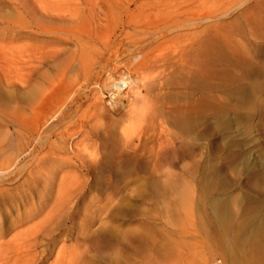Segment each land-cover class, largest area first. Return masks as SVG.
I'll return each mask as SVG.
<instances>
[{
    "label": "rangeland",
    "instance_id": "obj_1",
    "mask_svg": "<svg viewBox=\"0 0 264 264\" xmlns=\"http://www.w3.org/2000/svg\"><path fill=\"white\" fill-rule=\"evenodd\" d=\"M48 1L0 0V165L24 167L10 189L88 179L103 208L86 199L89 231L37 264L86 238L89 264H264V0ZM124 223L137 238L118 262L108 231Z\"/></svg>",
    "mask_w": 264,
    "mask_h": 264
},
{
    "label": "bare ground",
    "instance_id": "obj_2",
    "mask_svg": "<svg viewBox=\"0 0 264 264\" xmlns=\"http://www.w3.org/2000/svg\"><path fill=\"white\" fill-rule=\"evenodd\" d=\"M34 1H36V0H34ZM49 1H54V0H49ZM56 1H54V7L56 6L55 5ZM41 2H42V4L44 3L43 4L44 6H42V8L40 7L41 9L45 8L46 6L48 7V5H45L44 1H41ZM61 2L63 3V1L60 0L59 3H61ZM47 4L50 5V3H47ZM25 7H27V6H25ZM25 7H24V9H25ZM50 8L54 9L53 6H50ZM62 8H63V6H62ZM62 8H61V10H62ZM27 9H29V8H27ZM30 9L33 10L34 7H31ZM56 9L52 10V11L56 12ZM44 10L48 11L47 9H44ZM64 10H66V9H64ZM77 10H78V6H77ZM77 10H76V12H77ZM55 12H52V13L46 12V15H43L44 13L42 12L43 13L42 16H43V18H45L43 22H45V20H47V19L48 20H52V19L55 20L56 19V21H57V20L62 19L64 17V15H66L64 13L63 15L60 14L61 16L56 17ZM58 12H60V10H58L57 13ZM72 12L75 13L73 10H72ZM33 13H35V12L33 11ZM33 13H32V15H33ZM79 13H81V12H79ZM79 13H78V15H79ZM32 15H31V17H34ZM42 16H41V18H42ZM71 18H73V17H71ZM73 19H69V20H71L70 21L71 23L73 22ZM35 20L37 21L36 18H35ZM63 20L66 21L65 19H62V21ZM38 21H42V19H39ZM48 22H49V25L53 23L51 21H48ZM35 23L37 24V22H35ZM71 23H70V25H72ZM38 24H40V22ZM45 24H43L42 26H44ZM59 24L63 25L60 22H59ZM49 25H45V26H48L47 28H49ZM61 25H59V26H61ZM39 26H38V28H39ZM55 26H58V25L56 24ZM50 27H52V25H50ZM56 28H57V30H60V29H58V27H56ZM61 28H63V26H61ZM42 30H44V29L42 28ZM38 48L39 47H37V49ZM44 50H48V49H44ZM59 51H61V50H59ZM49 53H50V51H49ZM85 53H87V52H85ZM29 58L30 57H28L27 59H29ZM33 64H31V65L33 66ZM0 66H2V68L5 67V65L3 67V62L2 63L0 62ZM20 69H22V68H20ZM24 71H26V70H24ZM19 75L22 76L21 74H19ZM25 76L24 75L22 76V78L24 80H26L24 78ZM85 77H86V75H85ZM11 79L6 77V81H4V82H6L5 84L7 86L16 87L18 84H20L21 86H23L24 84H28V83H26L28 81L25 82V81H23V79L22 80H16V82H18V83L11 81ZM117 81H116V83H114V85L116 86V91L118 92V90H120L119 89L120 84H119V81L118 82ZM7 141H8V139L0 137V153H2V151L5 149V144L7 143ZM40 141H41V139H40ZM85 143H87V142H85ZM9 159H11V158H9ZM17 163H15V165ZM5 164H7V163H5ZM9 164H11V163L9 162ZM1 165H0V264H37L39 262L46 261L55 252L57 243L59 242L58 237L63 232L69 233L68 235H70V233L72 234V231H77V233L79 235H84L89 231L88 225H87V227H85L81 223L82 226H80V225H79L80 227L76 226V221H77L78 217L84 218L81 216L82 213H80V210L82 209V205H84L86 199H89L91 201V203L89 204V206L87 208H84V210H82V211L86 212L88 210V211H91V214H92L96 211V209L99 210V209L103 208L101 206L100 202L97 203L95 201L97 204H95L93 202V200L95 199V196L88 195V193H90L88 191V189L92 188V186L90 185L91 183L89 182L88 179H86V180H83V179H81V180L80 179L79 180L73 179L72 180L71 179L69 181V180H66L65 177H62L57 181L55 177L47 178L48 177L47 176L45 179H42V180L40 179L41 181H38V179L32 180L31 179L32 177H31L30 178L31 180L30 179H24L20 183L19 186L15 187L13 189H10V188H7L6 185L11 183L12 181H14V179L18 175L21 174L24 167L23 166L20 167L19 165H16V166L14 165L15 168L11 169V166H9L8 168L5 169V168H2ZM36 178L33 177V179H36ZM100 183L101 182L98 180L97 182H95V185L100 186ZM40 188H41V190H40ZM20 189H21V191H20ZM54 189H56V190L54 191ZM39 190L41 193L40 192L37 193ZM114 200H115L114 196L107 198L106 199L107 203H105V205L106 206L110 205V203L111 202L113 203ZM146 200H147V198H146ZM159 201L163 202L160 204L165 203V201H163V199H161ZM146 202H148V201H146ZM119 204L122 205L121 202ZM86 205H88V204H86ZM128 205H130V204H128ZM122 206L124 207V205H122ZM132 206H129L128 208L125 209V208L117 205L116 213H115L116 218L122 219L123 221L130 219L134 215V214H132L133 213L132 212L133 210L131 208ZM22 208L24 210L21 213L18 212L17 215L13 219H10L8 221V217H7L8 215L6 216V214L10 215V213H12L13 210L18 211V210H21ZM113 209H114V207H113ZM110 211H112V210H110ZM125 218H127V219H125ZM92 219H93V217L87 218V220H89L90 222ZM104 223H107V222H104ZM68 225H70V226H68ZM102 225L103 224H101L100 227H102ZM109 225H111V224H109ZM101 229L102 228H100V230ZM107 229H105V230H107ZM111 229L112 230L108 231V233H113L115 235L114 240L116 241L115 246L111 250L112 251L111 256L114 255L115 259L118 258L117 261L120 262L121 261L120 258H121V256H123L122 254L124 253V251H125V253H126V251H128L127 253L131 254V250H129V249L133 247L132 246L133 242L136 240L137 237L134 233V228L130 227V225L126 224V223L119 224L118 226H113ZM10 233L12 234V236L9 240H7V239H6V241L2 240ZM113 234H109V235H113ZM100 236L104 237V234H102ZM106 237H108V236H106ZM100 238L101 237H99V239ZM86 239H84V241L81 244L77 245L76 250L77 249L79 250L77 253L68 252L66 250V245L62 244V246H60L58 251H57V255H56L55 260H53L54 263H52V264H89L87 261H89L90 257H84V255L86 253H90V249H94V248H91L92 243L90 242L91 244H89L90 240L87 239L88 240L87 241ZM106 239H108V238H105L104 240H106ZM94 242L97 243L98 241L97 242L94 241ZM97 245L100 246L101 244L99 243ZM98 250H100V249L98 248ZM101 251H99V252H101ZM95 253H96V251H95ZM102 253H103V251H102ZM132 253H134V252H132ZM105 254L107 255L108 252H105ZM101 255L102 254H100V256ZM111 256H110V258H111ZM92 258H94V257H91L90 262H91V260H93ZM119 259H120V261H119ZM112 260H114V259H112ZM124 260H122V261H124ZM128 260H129V257L127 258V261ZM122 263H119V264H122ZM115 264H117V263H115Z\"/></svg>",
    "mask_w": 264,
    "mask_h": 264
},
{
    "label": "built area",
    "instance_id": "obj_3",
    "mask_svg": "<svg viewBox=\"0 0 264 264\" xmlns=\"http://www.w3.org/2000/svg\"><path fill=\"white\" fill-rule=\"evenodd\" d=\"M123 86H124V83L121 85V87H120V90L123 88ZM113 88H111L109 91H108V93H107V96H108V104L111 106V102H113L114 103V100H118V97H116L117 96V93L115 94L114 92H115V89H113ZM113 97V98H112ZM214 264H225L222 260H216L215 262H214Z\"/></svg>",
    "mask_w": 264,
    "mask_h": 264
}]
</instances>
